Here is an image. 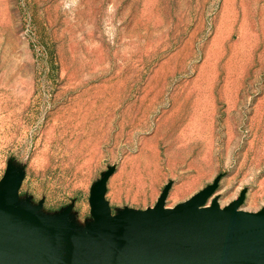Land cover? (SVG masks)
Wrapping results in <instances>:
<instances>
[{"label": "rangeland", "instance_id": "rangeland-1", "mask_svg": "<svg viewBox=\"0 0 264 264\" xmlns=\"http://www.w3.org/2000/svg\"><path fill=\"white\" fill-rule=\"evenodd\" d=\"M17 207L93 221L217 180L264 209V0H0V179ZM210 202V201H208Z\"/></svg>", "mask_w": 264, "mask_h": 264}, {"label": "water", "instance_id": "water-1", "mask_svg": "<svg viewBox=\"0 0 264 264\" xmlns=\"http://www.w3.org/2000/svg\"><path fill=\"white\" fill-rule=\"evenodd\" d=\"M110 176L94 183L93 221L76 230L68 223L70 207L53 219L36 216L40 206L17 207L21 178L4 174L0 264H264V209H240L245 190L220 207L215 180L167 207L166 184L153 206L112 213L106 199Z\"/></svg>", "mask_w": 264, "mask_h": 264}]
</instances>
